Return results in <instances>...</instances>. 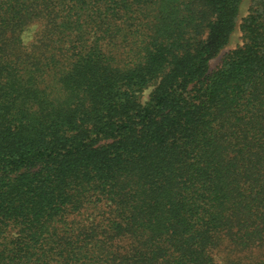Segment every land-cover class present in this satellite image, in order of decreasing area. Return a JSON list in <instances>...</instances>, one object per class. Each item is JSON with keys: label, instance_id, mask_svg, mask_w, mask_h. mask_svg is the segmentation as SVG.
<instances>
[{"label": "trees", "instance_id": "16d2710c", "mask_svg": "<svg viewBox=\"0 0 264 264\" xmlns=\"http://www.w3.org/2000/svg\"><path fill=\"white\" fill-rule=\"evenodd\" d=\"M244 1L0 0V264H264V0L211 68Z\"/></svg>", "mask_w": 264, "mask_h": 264}, {"label": "rangeland", "instance_id": "374dc122", "mask_svg": "<svg viewBox=\"0 0 264 264\" xmlns=\"http://www.w3.org/2000/svg\"><path fill=\"white\" fill-rule=\"evenodd\" d=\"M250 5H251V0H245L244 1L243 5L241 7V11H240L237 29L233 33L229 45L214 60L211 61V68L212 69L217 68L220 65L223 57L228 52L236 49V47L242 43V40H241L242 33L239 29V25L241 23V20L247 16ZM39 27H40L39 24H33L27 28V30L23 34L25 44L29 45L30 43H32V41L35 37V33L38 31ZM149 93H150V91H147L145 93V97H144L145 100L148 99ZM227 245L228 244H226V246H225L226 248H223L226 250H223L217 254V256H216L217 264H250V263L256 261L259 257L258 251H255V252L253 251L252 254L239 253V252H236L234 250L231 252L228 249L230 247ZM230 249H232V248H230ZM247 255H249L250 257H248Z\"/></svg>", "mask_w": 264, "mask_h": 264}]
</instances>
